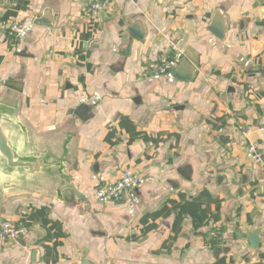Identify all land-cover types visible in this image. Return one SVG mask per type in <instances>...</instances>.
<instances>
[{
  "label": "crops",
  "instance_id": "crops-1",
  "mask_svg": "<svg viewBox=\"0 0 264 264\" xmlns=\"http://www.w3.org/2000/svg\"><path fill=\"white\" fill-rule=\"evenodd\" d=\"M107 2L93 19L87 0H0V94L21 82L29 126L75 141L69 200L18 194L1 206L0 222L30 231L0 240V264H264V45L253 54L264 0ZM16 20L32 24L12 49ZM217 20L225 38L209 29ZM178 50L199 59L191 80L146 72ZM125 168L146 183L130 203H101L96 187Z\"/></svg>",
  "mask_w": 264,
  "mask_h": 264
},
{
  "label": "water",
  "instance_id": "water-1",
  "mask_svg": "<svg viewBox=\"0 0 264 264\" xmlns=\"http://www.w3.org/2000/svg\"><path fill=\"white\" fill-rule=\"evenodd\" d=\"M261 13L264 16V9ZM221 22L214 21L209 29L220 38H225L226 26ZM34 23L53 25L49 18L43 16H37ZM129 30L138 38H143L138 25L130 26ZM263 45L264 42H254L253 54H258L259 47ZM198 66L199 59L188 51L170 72L179 79L189 81L194 77ZM6 87L8 90L0 94V209L9 197L18 194L69 200L73 193L69 178L70 165L75 153L72 132L37 134L20 112L18 93L23 91V84L11 79ZM86 111L82 106L75 113L85 119L83 113ZM250 238L257 247L258 232L251 234ZM83 264L91 263L85 260Z\"/></svg>",
  "mask_w": 264,
  "mask_h": 264
},
{
  "label": "built area",
  "instance_id": "built-area-1",
  "mask_svg": "<svg viewBox=\"0 0 264 264\" xmlns=\"http://www.w3.org/2000/svg\"><path fill=\"white\" fill-rule=\"evenodd\" d=\"M108 7L107 0H87L86 11L93 19ZM32 24L31 20H16L10 23L6 28V36L10 47L13 49L17 41L25 34L27 27ZM181 59L180 51L172 54H159L152 59L146 66V72L152 76H161L168 74L172 68L177 66ZM245 134V145L248 155L255 163L262 162V153L259 144L251 140L249 135L250 126H242ZM146 183L145 177L133 168H125L120 176L114 180L101 183L96 187L95 193L97 199L104 204L108 203H130L135 199L137 190ZM29 226L26 223L12 219H4L0 222V240L6 244L17 242L29 234ZM219 232L213 231L212 239H218ZM211 246V245H210ZM207 244V247H210ZM80 264V263H75Z\"/></svg>",
  "mask_w": 264,
  "mask_h": 264
}]
</instances>
